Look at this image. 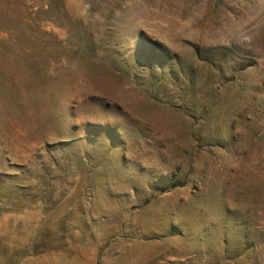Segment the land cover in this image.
I'll use <instances>...</instances> for the list:
<instances>
[{"label": "rangeland", "instance_id": "obj_1", "mask_svg": "<svg viewBox=\"0 0 264 264\" xmlns=\"http://www.w3.org/2000/svg\"><path fill=\"white\" fill-rule=\"evenodd\" d=\"M0 264H264V0H0Z\"/></svg>", "mask_w": 264, "mask_h": 264}]
</instances>
